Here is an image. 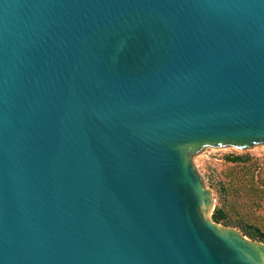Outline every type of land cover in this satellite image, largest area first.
<instances>
[{"label":"water","instance_id":"95a60500","mask_svg":"<svg viewBox=\"0 0 264 264\" xmlns=\"http://www.w3.org/2000/svg\"><path fill=\"white\" fill-rule=\"evenodd\" d=\"M264 144V0H0V264H264L194 156Z\"/></svg>","mask_w":264,"mask_h":264},{"label":"rangeland","instance_id":"374dc122","mask_svg":"<svg viewBox=\"0 0 264 264\" xmlns=\"http://www.w3.org/2000/svg\"><path fill=\"white\" fill-rule=\"evenodd\" d=\"M235 156L242 159L231 161L230 157ZM193 160L212 190V213L220 208L226 215L228 222L219 223L236 227L244 235L256 227L264 229V144L244 152L207 148ZM251 239L260 240L258 235Z\"/></svg>","mask_w":264,"mask_h":264},{"label":"trees","instance_id":"16d2710c","mask_svg":"<svg viewBox=\"0 0 264 264\" xmlns=\"http://www.w3.org/2000/svg\"><path fill=\"white\" fill-rule=\"evenodd\" d=\"M242 159V157L240 156H235V157H230V160L231 161H238ZM213 218L215 221L217 222H228L226 220V215L225 213L223 212L222 209L220 208H217L213 214ZM257 230H250V231H246V235L249 236L250 238H255V235H258V237L260 238V240L264 241V229H261L259 227H256Z\"/></svg>","mask_w":264,"mask_h":264}]
</instances>
